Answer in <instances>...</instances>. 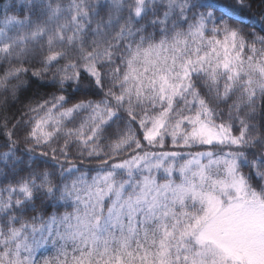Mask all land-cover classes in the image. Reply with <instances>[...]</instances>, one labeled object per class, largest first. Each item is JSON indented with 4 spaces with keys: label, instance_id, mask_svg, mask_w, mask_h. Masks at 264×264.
<instances>
[{
    "label": "snow or ice",
    "instance_id": "obj_1",
    "mask_svg": "<svg viewBox=\"0 0 264 264\" xmlns=\"http://www.w3.org/2000/svg\"><path fill=\"white\" fill-rule=\"evenodd\" d=\"M0 185V264H264V0L0 2Z\"/></svg>",
    "mask_w": 264,
    "mask_h": 264
},
{
    "label": "trees",
    "instance_id": "obj_2",
    "mask_svg": "<svg viewBox=\"0 0 264 264\" xmlns=\"http://www.w3.org/2000/svg\"><path fill=\"white\" fill-rule=\"evenodd\" d=\"M0 2L6 3L8 2V0H0ZM91 98H96V97H91ZM16 107H19V105H16ZM3 185H0V187H2ZM46 255H55L54 253H46Z\"/></svg>",
    "mask_w": 264,
    "mask_h": 264
}]
</instances>
